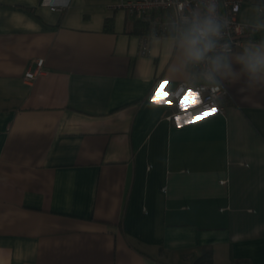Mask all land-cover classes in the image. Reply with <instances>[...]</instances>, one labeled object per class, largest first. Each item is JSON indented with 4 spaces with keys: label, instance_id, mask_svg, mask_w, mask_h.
Listing matches in <instances>:
<instances>
[{
    "label": "crops",
    "instance_id": "obj_1",
    "mask_svg": "<svg viewBox=\"0 0 264 264\" xmlns=\"http://www.w3.org/2000/svg\"><path fill=\"white\" fill-rule=\"evenodd\" d=\"M118 3L0 0V264H264V90L182 111Z\"/></svg>",
    "mask_w": 264,
    "mask_h": 264
},
{
    "label": "clouds",
    "instance_id": "obj_2",
    "mask_svg": "<svg viewBox=\"0 0 264 264\" xmlns=\"http://www.w3.org/2000/svg\"><path fill=\"white\" fill-rule=\"evenodd\" d=\"M162 29L163 35L152 31L148 42L166 44L173 82L216 96L240 84L241 104L262 106L256 93L264 90V0H252L249 14L235 27L221 12L220 0H173ZM234 33L249 37L238 51L231 44ZM257 36L258 42L252 39Z\"/></svg>",
    "mask_w": 264,
    "mask_h": 264
},
{
    "label": "built area",
    "instance_id": "obj_3",
    "mask_svg": "<svg viewBox=\"0 0 264 264\" xmlns=\"http://www.w3.org/2000/svg\"><path fill=\"white\" fill-rule=\"evenodd\" d=\"M246 0H220V10L222 13L227 14L233 21V26L239 25V13L242 4ZM252 1V0H249ZM60 8L51 7L52 11H58ZM116 9L122 10L126 15L134 20L140 21L147 25L148 33L141 36V43L139 48L140 55H147L149 53L148 36L152 31L158 35H163L162 25L165 18L173 11V0H119ZM249 37L247 35L237 36L235 33L232 37L233 51L238 50L237 45L245 42ZM43 60H38L34 71H29L24 74V79H34L41 77L44 72L42 70ZM187 89L183 85L170 94L174 100L180 99ZM193 91L197 92L193 89ZM201 97L199 111L205 115L214 114L211 112L212 108H216L215 113L222 114L224 111V104L221 101L228 95L216 96L208 92H197Z\"/></svg>",
    "mask_w": 264,
    "mask_h": 264
},
{
    "label": "snow or ice",
    "instance_id": "obj_4",
    "mask_svg": "<svg viewBox=\"0 0 264 264\" xmlns=\"http://www.w3.org/2000/svg\"><path fill=\"white\" fill-rule=\"evenodd\" d=\"M189 97L197 98V102H198L199 94L197 92L191 90V89H188L186 91L184 97H181L179 99V102H178V107L182 111H187L188 108L195 106L194 103L188 102ZM151 99H152V103H154V104H169V105H171L173 103L172 100L168 99L167 93L166 92L162 93L161 91H159V89H157V91L154 94H152ZM216 111H217L216 108L211 109V112H213V113H215ZM199 115L204 116V113L200 112ZM176 120H177V125L180 126V117L177 116ZM193 122H195V117H192V118L185 121V123H188V124H191Z\"/></svg>",
    "mask_w": 264,
    "mask_h": 264
},
{
    "label": "trees",
    "instance_id": "obj_5",
    "mask_svg": "<svg viewBox=\"0 0 264 264\" xmlns=\"http://www.w3.org/2000/svg\"><path fill=\"white\" fill-rule=\"evenodd\" d=\"M133 23V33L135 34H147L148 33V27L146 24L134 20ZM109 22V21H108ZM107 25V23H106ZM193 264H214L213 260H212V252L210 251V249L208 248H202V252L201 255L195 259V261L193 262Z\"/></svg>",
    "mask_w": 264,
    "mask_h": 264
}]
</instances>
